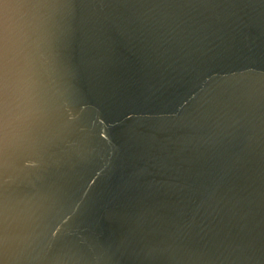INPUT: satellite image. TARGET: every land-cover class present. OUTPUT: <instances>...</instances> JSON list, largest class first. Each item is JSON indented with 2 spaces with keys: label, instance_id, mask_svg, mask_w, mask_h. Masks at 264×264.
I'll return each instance as SVG.
<instances>
[{
  "label": "water",
  "instance_id": "95a60500",
  "mask_svg": "<svg viewBox=\"0 0 264 264\" xmlns=\"http://www.w3.org/2000/svg\"><path fill=\"white\" fill-rule=\"evenodd\" d=\"M0 264H264V0H0Z\"/></svg>",
  "mask_w": 264,
  "mask_h": 264
}]
</instances>
